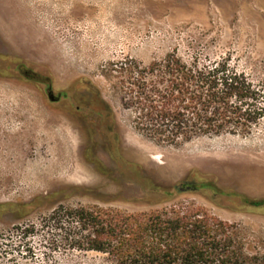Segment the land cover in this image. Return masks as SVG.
<instances>
[{
  "label": "rangeland",
  "instance_id": "rangeland-1",
  "mask_svg": "<svg viewBox=\"0 0 264 264\" xmlns=\"http://www.w3.org/2000/svg\"><path fill=\"white\" fill-rule=\"evenodd\" d=\"M174 50L231 58L264 86V0H0V205L40 199L31 214L0 211V264H111L51 246L41 221L61 206L151 213L195 203L264 253V206L241 198L264 199V120L246 136L159 144L133 129L105 73ZM210 180L227 194L173 195L180 182Z\"/></svg>",
  "mask_w": 264,
  "mask_h": 264
},
{
  "label": "trees",
  "instance_id": "trees-1",
  "mask_svg": "<svg viewBox=\"0 0 264 264\" xmlns=\"http://www.w3.org/2000/svg\"><path fill=\"white\" fill-rule=\"evenodd\" d=\"M110 66L105 73L131 112L133 129L159 144L246 136L264 120V86L233 67L231 58L195 54L185 59L174 50L149 64L128 58ZM100 100L116 125L113 110ZM201 189L227 194L210 180L180 182L173 195ZM241 198L250 206H264V199ZM39 200L0 205V211L10 207L31 214ZM41 226L53 248L99 252L111 264H264V253L248 245L237 225L195 203L151 213L61 206ZM24 232L34 234L36 228Z\"/></svg>",
  "mask_w": 264,
  "mask_h": 264
},
{
  "label": "flooded vegetation",
  "instance_id": "flooded-vegetation-1",
  "mask_svg": "<svg viewBox=\"0 0 264 264\" xmlns=\"http://www.w3.org/2000/svg\"><path fill=\"white\" fill-rule=\"evenodd\" d=\"M51 93L52 94V91H49L48 90V94ZM49 99L52 101V102H61V101H66V95H58L57 97H55L54 95L51 96V95H48Z\"/></svg>",
  "mask_w": 264,
  "mask_h": 264
},
{
  "label": "water",
  "instance_id": "water-1",
  "mask_svg": "<svg viewBox=\"0 0 264 264\" xmlns=\"http://www.w3.org/2000/svg\"><path fill=\"white\" fill-rule=\"evenodd\" d=\"M48 95H51V96H53V93L51 94V93H49Z\"/></svg>",
  "mask_w": 264,
  "mask_h": 264
}]
</instances>
